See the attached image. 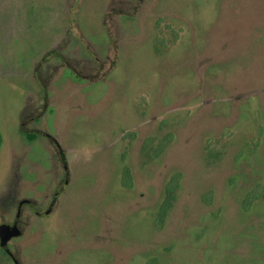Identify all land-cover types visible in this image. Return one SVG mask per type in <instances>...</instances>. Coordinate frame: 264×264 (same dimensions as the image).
Returning <instances> with one entry per match:
<instances>
[{"label":"rangeland","instance_id":"374dc122","mask_svg":"<svg viewBox=\"0 0 264 264\" xmlns=\"http://www.w3.org/2000/svg\"><path fill=\"white\" fill-rule=\"evenodd\" d=\"M0 134L19 264H264V0H0Z\"/></svg>","mask_w":264,"mask_h":264},{"label":"water","instance_id":"95a60500","mask_svg":"<svg viewBox=\"0 0 264 264\" xmlns=\"http://www.w3.org/2000/svg\"><path fill=\"white\" fill-rule=\"evenodd\" d=\"M28 200L24 199L20 201L19 208L23 202ZM19 217V209L16 213V218ZM22 234L21 228L18 226L17 221H14L13 224L9 223H1L0 224V248L3 249L5 252L10 253L8 248V242L13 239L17 238ZM15 264H19V262L14 258Z\"/></svg>","mask_w":264,"mask_h":264},{"label":"trees","instance_id":"16d2710c","mask_svg":"<svg viewBox=\"0 0 264 264\" xmlns=\"http://www.w3.org/2000/svg\"><path fill=\"white\" fill-rule=\"evenodd\" d=\"M24 123L25 122L22 121V118H21L20 119V131L22 132V134L24 135L25 139L28 142H32V141H34L37 138V134L34 131H32V130L26 129ZM1 144H2V138H1V134H0V147H1ZM58 155H59V158L62 161L63 165H66V160H65L63 151L59 150V154ZM65 167H64V170L66 169ZM145 264H158V263L154 259H150Z\"/></svg>","mask_w":264,"mask_h":264},{"label":"flooded vegetation","instance_id":"af4514ba","mask_svg":"<svg viewBox=\"0 0 264 264\" xmlns=\"http://www.w3.org/2000/svg\"><path fill=\"white\" fill-rule=\"evenodd\" d=\"M27 200V199H26ZM21 201V200H20ZM20 201L18 202V205H17V208H16V213H17V211H18V209H19V217H20V213H21V206L23 205V204H29V203H31V202H29V203H27L28 201H26L25 203L23 202L22 203V205L20 206V208H19V203H20ZM19 217L18 218H16V214H15V217H14V220L11 222V223H9V224H13V222L14 221H17V224H18V226L20 227V224H19ZM21 228V227H20ZM3 250V249H2ZM4 251V250H3ZM5 252V251H4ZM6 254H8V256L13 260V262H14V256H13V254L11 253V251H10V253H7V252H5ZM14 264H15V262H14Z\"/></svg>","mask_w":264,"mask_h":264},{"label":"crops","instance_id":"0c3cea01","mask_svg":"<svg viewBox=\"0 0 264 264\" xmlns=\"http://www.w3.org/2000/svg\"><path fill=\"white\" fill-rule=\"evenodd\" d=\"M2 143H3V136H2ZM3 147H1V150H2Z\"/></svg>","mask_w":264,"mask_h":264}]
</instances>
